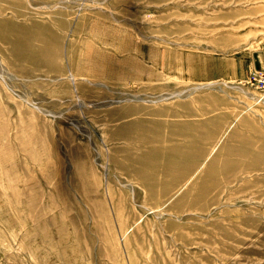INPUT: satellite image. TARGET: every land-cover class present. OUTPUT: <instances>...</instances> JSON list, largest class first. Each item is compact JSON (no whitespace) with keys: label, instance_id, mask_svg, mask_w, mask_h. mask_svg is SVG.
<instances>
[{"label":"rangeland","instance_id":"obj_1","mask_svg":"<svg viewBox=\"0 0 264 264\" xmlns=\"http://www.w3.org/2000/svg\"><path fill=\"white\" fill-rule=\"evenodd\" d=\"M0 8V264H264V0Z\"/></svg>","mask_w":264,"mask_h":264},{"label":"bare ground","instance_id":"obj_2","mask_svg":"<svg viewBox=\"0 0 264 264\" xmlns=\"http://www.w3.org/2000/svg\"><path fill=\"white\" fill-rule=\"evenodd\" d=\"M13 7H15L14 5H12ZM2 9L0 8V11H1ZM10 19H15L14 17H11ZM4 27H10L9 29L10 30H12V31H14L15 32V34H19V37H17L19 40L18 41H15V43L17 42V45H21V43L23 42V40L22 39H24V37L28 34L27 33V31L25 30L24 32H18V30H20V29H18V26L17 25H15L14 24V22L13 21H0V28L1 29H5ZM35 27V26H34ZM34 28H31V30H33ZM28 31H30V29L28 30ZM24 36V37H23ZM14 43V44H15ZM230 128V127H229ZM218 143V142H217ZM196 154H194V156H195ZM197 157V156H196ZM195 157V158H196ZM202 166V165H201Z\"/></svg>","mask_w":264,"mask_h":264},{"label":"built area","instance_id":"obj_3","mask_svg":"<svg viewBox=\"0 0 264 264\" xmlns=\"http://www.w3.org/2000/svg\"><path fill=\"white\" fill-rule=\"evenodd\" d=\"M261 82L264 84V80L261 79Z\"/></svg>","mask_w":264,"mask_h":264}]
</instances>
